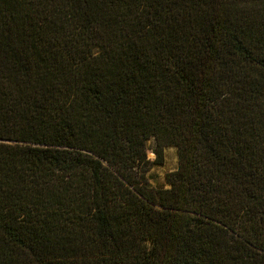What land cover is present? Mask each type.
Segmentation results:
<instances>
[{"label":"trees","instance_id":"16d2710c","mask_svg":"<svg viewBox=\"0 0 264 264\" xmlns=\"http://www.w3.org/2000/svg\"><path fill=\"white\" fill-rule=\"evenodd\" d=\"M0 264H264V0H0Z\"/></svg>","mask_w":264,"mask_h":264},{"label":"rangeland","instance_id":"374dc122","mask_svg":"<svg viewBox=\"0 0 264 264\" xmlns=\"http://www.w3.org/2000/svg\"><path fill=\"white\" fill-rule=\"evenodd\" d=\"M147 157L150 160L156 158L155 149L156 141L150 138L146 143ZM179 166V155L176 146H166L162 150V158L157 160L146 172L148 184L156 188H169L167 182L168 173L175 171Z\"/></svg>","mask_w":264,"mask_h":264}]
</instances>
